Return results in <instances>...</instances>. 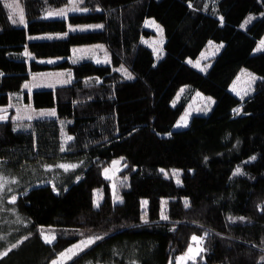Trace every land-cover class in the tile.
<instances>
[{
    "label": "trees",
    "instance_id": "trees-1",
    "mask_svg": "<svg viewBox=\"0 0 264 264\" xmlns=\"http://www.w3.org/2000/svg\"><path fill=\"white\" fill-rule=\"evenodd\" d=\"M22 4L25 22L13 23L0 0V106L50 67L40 59L64 57L55 67L73 81L32 91V106L56 117L27 128L0 120V264H49L88 235L99 239L65 264H173L193 235L204 251L189 264H264V0H79L67 20L45 17L67 0ZM146 17L163 30L158 61L143 42ZM68 21L103 25L96 35L29 39ZM209 41L223 47L202 73L185 61ZM93 42L109 63L68 61L72 45ZM241 68L257 76L244 97L229 90ZM196 92L213 107L173 129ZM118 157L115 202L104 171Z\"/></svg>",
    "mask_w": 264,
    "mask_h": 264
},
{
    "label": "rangeland",
    "instance_id": "rangeland-1",
    "mask_svg": "<svg viewBox=\"0 0 264 264\" xmlns=\"http://www.w3.org/2000/svg\"><path fill=\"white\" fill-rule=\"evenodd\" d=\"M12 0H5V4L11 3ZM18 2V10L15 14V19H19L20 10H22L23 14V4L22 0H17ZM9 13L13 15L12 9L7 7ZM81 11L79 6V0H67V4L63 7H59L56 9L47 10L45 12V17L48 19H56V18H62L67 20L70 13ZM63 12V15H55V13ZM23 19L25 22V15L23 14ZM155 22L154 24L151 22ZM21 24V23H20ZM67 28L63 32H57V33H50L46 32L43 34H38L35 36H30L29 39L35 40H46L48 39H57V38H79V37H85L90 35H96L101 33L102 30V23H79L74 24L71 22H67ZM97 25H100L101 27H96ZM144 27L147 28L151 34L149 37H146V39H143L144 43H147L149 47L152 49L154 53L155 61H158L160 57L163 56V41H164V35L163 32L161 33L160 29L161 26L158 22L153 20L150 17L145 18ZM261 41H264L261 40ZM261 41L259 45L261 46ZM210 42V41H209ZM207 43L205 47L202 49V52L200 55L195 59H186V63L190 64L191 66L195 67L200 72H204L207 70V68L211 64L212 58L219 53L221 48L223 47V43H218L215 41H211L212 43ZM262 47V46H261ZM64 60V57H47V59H40L41 63L48 64L50 67H47L44 70H38L36 72H32L29 74L28 79L25 80V84L21 88V91L15 92V94H12L9 96L8 101L3 105L0 106V115L6 116V119H11L17 126V127H23L27 128L28 124L33 120L37 119L38 117H56L55 115H41V113H49V112H55L54 108L44 109V108H38L35 109L30 101V96L32 94L33 90L37 89H48V88H55L59 85H68L70 82L73 81L72 79V71L70 68H60L55 67V65L58 64V62ZM82 60H92L98 64L103 63H109L110 62V55H108L107 49L105 44H101L99 42H93L91 44H80V45H72L70 54L68 56V61L71 63H78ZM197 62L199 66H197ZM119 71L122 72V74L126 76L124 69H126L124 66L117 67ZM128 73L129 70L126 69ZM252 77H255V80L252 79ZM257 76L246 68H241L238 71V74L236 78L232 81L231 86L229 87V90L236 94L237 96H247L250 92L253 91L254 86L256 84ZM187 85H183L182 88L179 90L178 94L176 95V98L174 100L177 101L178 97H181L183 95H186V88ZM24 92L29 93V100L23 99ZM196 92L193 93L191 100L185 107L186 109L183 111V114L178 118V121L174 124L173 129H183L185 126H187L190 122V118L194 114H205L211 110L213 107L214 99L211 96L208 95H202L201 93ZM208 98H211V101H209ZM186 117L187 124L181 125V118ZM5 120V119H3ZM116 162V163H114ZM121 161L120 158L114 159L108 166L107 171H104V175L107 178H110L111 180V189H112V199L115 202H119V200L116 199L118 196L117 188L119 187V184L122 183V178L119 175V172L121 171ZM100 192L98 189L94 191V199L97 201L98 196ZM48 236L50 239V242L54 241L56 236L55 233H53L51 230H47V228H43L42 237ZM55 237L54 239H51V237ZM196 237H201V235H193ZM193 236L191 237V243L186 248V250L181 254L178 255V257L175 259L173 264H189L190 262L196 261V259L200 256L199 253L196 255V250L198 248H203V241H193ZM98 236L95 235H88L81 237L77 239L76 242L69 245L66 250L59 253L54 260H52L49 264H52L53 261H57L58 264H65L67 261L71 260L74 256L78 255L79 252L83 251L84 249L88 248L90 244H87L86 242L89 240L97 241L96 239ZM45 239V238H44ZM49 242V241H48ZM93 242V243H94ZM192 247L193 253L189 255H194V259H185L180 260L179 258L185 257L186 254H188L189 247ZM64 253V256H61V254Z\"/></svg>",
    "mask_w": 264,
    "mask_h": 264
},
{
    "label": "snow or ice",
    "instance_id": "snow-or-ice-1",
    "mask_svg": "<svg viewBox=\"0 0 264 264\" xmlns=\"http://www.w3.org/2000/svg\"><path fill=\"white\" fill-rule=\"evenodd\" d=\"M7 7H9L10 9H12L13 16H10V17H9L10 19H12V22H13V23H21V24H23V23H24V19H23L22 10H20L19 19L17 20V19L14 18L15 14L17 13V10H18V2H17V0H12L11 3H8V4H7ZM63 14H64L63 12L55 13V15H63ZM221 19H222V18H221ZM251 19H252V17H249V21H250ZM151 23L154 24L155 22L153 21V22H151ZM96 27H101V26H100V25H97ZM160 31H161V33L163 32L162 29H160ZM209 43L211 44L212 42L210 41ZM261 46L264 47V41H261ZM197 66H199L198 62H197ZM124 71H125L126 76H127L129 79H131V78H132L131 73H128L126 69H124ZM252 79L255 80V77H252ZM198 95H199V93H198ZM208 99H209V101H211V98H208ZM234 111L239 112L240 109H235ZM41 115H55V112L53 111V112H49V113H41ZM6 118H7L6 116L0 115V120L6 119ZM180 124H181V125H186V124H187V119H186V117H182V118H181V122H180ZM67 139H68V140H71L72 137H67ZM61 150H63V149H61ZM252 159H255V157H252ZM114 163H116V162H114ZM60 167H63V168H65V170H67L69 167H75V166H74V165H71V166H69V165H61ZM106 171H107V170H106ZM161 171H163V170H161ZM240 171H241V169H240V168H237V169H236V173H234V174H239ZM175 174L178 175V172L175 173ZM3 184H4V181H3L2 178H0V191H3ZM116 199L119 200V197L117 196ZM12 202H15V197L12 198ZM145 203H146V202H145ZM187 204H188V202L185 201V206H187ZM164 218L167 219V217H164ZM44 238H45L46 241H49V242H50V239H49L48 236H45ZM54 238H55L54 236L51 237V239H54ZM96 239H99V237H97ZM192 239H193V241L199 242V241H201V240L203 239V237H196V236H193ZM93 242H94V241L89 240V241H87L86 243H87V244H90V243H93ZM13 247H15V245H13ZM203 251H204L203 248H198V249L196 250V253H195V254L198 255L199 253H201V252H203ZM191 253H193V249H192V247L190 246V247H189V250H188V254H186L185 257H181V258H179V259H180V260L194 259V258H195L194 255H189V254H191ZM3 255H7V253H0V256H3ZM64 255H65L64 253L61 254V256H64ZM52 264H58V262H57V261H53Z\"/></svg>",
    "mask_w": 264,
    "mask_h": 264
}]
</instances>
